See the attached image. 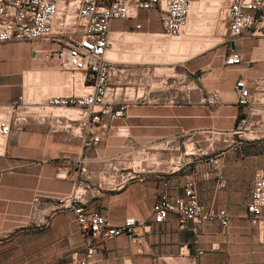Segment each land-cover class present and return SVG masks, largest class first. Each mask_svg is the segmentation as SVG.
<instances>
[{"label":"crops","instance_id":"crops-1","mask_svg":"<svg viewBox=\"0 0 264 264\" xmlns=\"http://www.w3.org/2000/svg\"><path fill=\"white\" fill-rule=\"evenodd\" d=\"M228 1L220 0L215 14L221 27L222 6ZM198 6L201 0L193 3L189 30L195 28L199 14L193 8ZM136 23L142 27L135 28ZM162 29L156 8L113 19L107 56L120 71L112 78L117 87L111 99L118 105L129 98V106L122 117L108 121L102 141L88 149L84 139L91 132L81 126L80 116L71 119L80 105H41L49 96L76 98L89 92L92 86L85 72L46 56L43 50L49 51L53 42H0V113L11 118L21 96L31 105L44 106L40 115L0 136V264H76L84 248L83 233L70 200L61 206L59 199L79 182L88 212L106 214L113 223L129 216L141 220L134 236L121 232L107 239L94 264H264V221L253 224L247 213L255 172L264 169V126L238 148L228 145L235 136L225 140L220 132L237 120L236 81L244 77L255 91L257 78L264 76V36L246 29L232 38L225 30L223 47L214 53L193 49L185 59L167 62L131 58L129 43L138 39L128 33L140 39L147 33L163 35ZM35 49L40 52L35 54ZM231 49L241 53V62L226 64ZM211 90L220 92L216 107L205 102ZM261 95L256 104L264 110ZM117 126H125L127 133L115 131ZM94 127L100 132L97 124ZM187 140L193 143L189 150ZM159 142L168 145L164 155L169 160L175 157L167 168L126 164L134 144ZM184 157L189 162H183ZM78 161L89 168L87 176ZM122 164L135 166L144 176L113 188L106 175ZM188 177L195 178L203 203L227 210L228 225L203 220L184 227L173 211L162 221L154 218L153 205L163 182L175 197L184 192Z\"/></svg>","mask_w":264,"mask_h":264},{"label":"built area","instance_id":"built-area-1","mask_svg":"<svg viewBox=\"0 0 264 264\" xmlns=\"http://www.w3.org/2000/svg\"><path fill=\"white\" fill-rule=\"evenodd\" d=\"M195 0H0V42L46 40L53 42L50 50H43L46 56L60 59L62 65L71 70H83L92 89L79 97L49 96L41 105H80L77 115L71 119H82L81 126L91 132L85 137V148L96 146L106 133L108 121L122 117L129 106V98L118 105L113 104L116 87L113 76L120 71L119 64L107 56L110 45L111 23L115 18L136 17L141 9L156 8L162 23V34L170 37L181 36L187 28L192 6ZM222 21L226 33L235 38L248 29L252 34L264 36V0H229L222 6ZM136 23L135 28H141ZM233 42V41H232ZM231 42V43H232ZM231 43L229 46L231 47ZM40 50L35 49V54ZM241 53L231 49L225 62L233 65L241 62ZM1 76V70H0ZM237 88V106L239 112L233 127L220 130L225 140L230 135L234 141L229 146L238 148L244 140L255 138L258 128L264 126V110L256 103L264 95V76L256 81L255 91L248 86L244 77L235 84ZM220 92L211 90L206 93L205 102L216 107ZM23 96L13 104L14 113L8 118L0 113V136L8 135L14 125L30 116L40 115L44 106L31 105ZM95 124L100 132L95 129ZM117 126V130H127ZM122 132L121 134H125ZM186 154L189 155L190 153ZM183 162H189L186 157ZM216 164L217 159L213 160ZM80 163V164H79ZM80 172L87 176L89 168L82 161L77 164ZM80 165V167H79ZM77 168V169H78ZM106 177L113 188L122 187L134 177H143L142 171L135 166H113ZM79 182L70 194L59 201L64 205L70 200V208L83 233L84 248L76 264H94L96 253L107 239L121 232L134 236L136 225L141 222L136 216L127 217L122 223H113L106 214L88 212ZM167 182L156 197L153 216L164 220L170 211L176 212L181 225L186 227L189 221L214 220L228 225L231 215L225 208H215L203 203L197 194L194 177H188L184 192L170 197L166 190ZM86 189V185H85ZM247 213L253 224L264 221V169L257 170ZM136 238V236L134 237ZM202 252V250H200Z\"/></svg>","mask_w":264,"mask_h":264},{"label":"rangeland","instance_id":"rangeland-1","mask_svg":"<svg viewBox=\"0 0 264 264\" xmlns=\"http://www.w3.org/2000/svg\"><path fill=\"white\" fill-rule=\"evenodd\" d=\"M220 4V0H201V7H196L198 8L197 15L199 14V16L195 23V28L189 30L187 27L182 35L178 37L166 35L156 36V33H147L143 35V38L139 39L137 34L128 33L129 37L138 39L136 42L129 43L128 48L134 50L133 57L131 58L140 60L157 59L167 62L185 59L188 51L193 49L199 53L216 52L219 47H223L220 40L225 36L224 32L226 30L225 26L221 27L217 23L215 17ZM196 8L193 9L196 10ZM191 18L193 19L194 17L192 16ZM182 45H184L183 50H181ZM115 131L127 133V130H117V127H115ZM185 142L188 150L193 147L192 140ZM134 147V149L129 150V154L124 159L126 164H137L140 168L145 169L155 167L167 168L172 164L171 161L175 160V157L169 160L164 155L168 151V145L166 143L159 142L145 146L136 143ZM180 149H184V145Z\"/></svg>","mask_w":264,"mask_h":264},{"label":"bare ground","instance_id":"bare-ground-1","mask_svg":"<svg viewBox=\"0 0 264 264\" xmlns=\"http://www.w3.org/2000/svg\"><path fill=\"white\" fill-rule=\"evenodd\" d=\"M196 12H197V9H196ZM191 20H192V18L189 19V22H188V25H187L188 29H190V26H191ZM193 20H194V19H193Z\"/></svg>","mask_w":264,"mask_h":264}]
</instances>
